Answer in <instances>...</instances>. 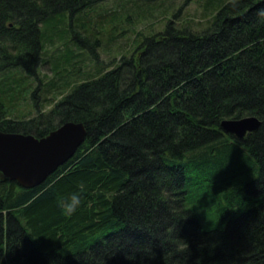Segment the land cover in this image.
Segmentation results:
<instances>
[{"label": "trees", "instance_id": "16d2710c", "mask_svg": "<svg viewBox=\"0 0 264 264\" xmlns=\"http://www.w3.org/2000/svg\"><path fill=\"white\" fill-rule=\"evenodd\" d=\"M164 1L0 0V131L86 130L41 184L0 179V264H264V0H206L199 30L177 9L136 33ZM128 29L117 59L86 67L84 49L96 58ZM30 79L35 114L10 118ZM241 118L256 131L222 130ZM73 191L82 200L68 215Z\"/></svg>", "mask_w": 264, "mask_h": 264}, {"label": "water", "instance_id": "95a60500", "mask_svg": "<svg viewBox=\"0 0 264 264\" xmlns=\"http://www.w3.org/2000/svg\"><path fill=\"white\" fill-rule=\"evenodd\" d=\"M221 128L235 138L256 131V118L227 119ZM82 123L65 122L41 138L0 131V179L30 188L41 184L66 163L84 141Z\"/></svg>", "mask_w": 264, "mask_h": 264}, {"label": "rangeland", "instance_id": "374dc122", "mask_svg": "<svg viewBox=\"0 0 264 264\" xmlns=\"http://www.w3.org/2000/svg\"><path fill=\"white\" fill-rule=\"evenodd\" d=\"M167 1L169 2L170 0H166L163 3H160L158 6H162L167 3ZM206 0H192L191 2H189L188 4H182V1L180 0H173V3L170 5L169 9H166L167 11L164 12V14H157V11L155 8L154 9V13L151 14V16H149L148 14L144 17H142V19L139 18L136 19L135 21V32L137 33L138 31L143 32V34H147V33H151V32H156L158 30H161L164 26L165 21L170 18L172 16V13L177 9L180 10L179 12V20L178 22H182V21H189L188 25L190 27H192L193 29L199 30L201 29L206 20L207 17L202 16L203 13V4L205 3ZM117 6V2H109L105 5V7L107 8H115ZM98 18L95 16L94 17V21H96ZM177 22V23H178ZM107 26L105 25V28ZM122 35L120 37H118L115 41L113 38V46H110L108 48V46L106 45V41H108V39H103L101 44H99L100 46H98L95 49L96 52V58H94L91 54H89L88 50L82 51V56L84 57V61H87L88 64L86 65L87 68H91L92 70L95 68V66H97L99 68L100 63H107L109 60H111V58L116 57V59L118 58L119 53L114 51L113 49L115 47H118V45L124 43V41H128L127 43H129L133 38H134V33L131 30H121ZM126 32V38L123 39V33ZM124 35V36H125ZM55 43L56 46H58L61 41L58 40V38H54V41H52V43ZM113 47V48H112ZM72 49H76L79 50V48H75L73 47V45H71ZM88 53V55L86 54ZM39 76L44 78V77H49L50 76V72L48 71L47 67L45 66L44 69H42V71L39 73ZM29 83V87L24 88L23 92H19V94H15L12 101L13 103L11 104L12 110H10L11 115L10 118H15V119H28L30 117H32L35 113L34 110H36L37 108H35L34 103H31V98H30V93L32 92L33 88L35 89V83L33 82L32 79L27 80V82L25 84ZM67 93V92H66ZM59 99V97H56L54 100L57 101ZM38 105L42 106L41 111H47L50 109V107L52 106V102L51 103H45L43 102L42 98H38V100L36 101ZM50 102V101H49Z\"/></svg>", "mask_w": 264, "mask_h": 264}, {"label": "clouds", "instance_id": "9594fccd", "mask_svg": "<svg viewBox=\"0 0 264 264\" xmlns=\"http://www.w3.org/2000/svg\"><path fill=\"white\" fill-rule=\"evenodd\" d=\"M81 193L79 191H73L70 194L66 195L62 200L63 211L71 215L79 208L81 204ZM180 243L178 244V250L180 252H189V244L186 240L182 238H177ZM199 261V258L197 259Z\"/></svg>", "mask_w": 264, "mask_h": 264}, {"label": "bare ground", "instance_id": "6f19581e", "mask_svg": "<svg viewBox=\"0 0 264 264\" xmlns=\"http://www.w3.org/2000/svg\"><path fill=\"white\" fill-rule=\"evenodd\" d=\"M235 120V119H234ZM223 130V129H222ZM224 131V130H223Z\"/></svg>", "mask_w": 264, "mask_h": 264}]
</instances>
